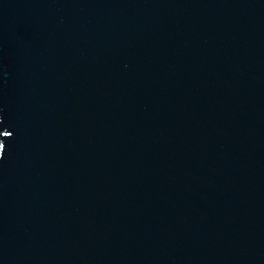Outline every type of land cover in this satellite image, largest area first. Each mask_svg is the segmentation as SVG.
<instances>
[{"label":"water","instance_id":"water-1","mask_svg":"<svg viewBox=\"0 0 264 264\" xmlns=\"http://www.w3.org/2000/svg\"><path fill=\"white\" fill-rule=\"evenodd\" d=\"M0 264H264V0H0Z\"/></svg>","mask_w":264,"mask_h":264}]
</instances>
